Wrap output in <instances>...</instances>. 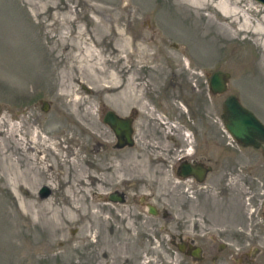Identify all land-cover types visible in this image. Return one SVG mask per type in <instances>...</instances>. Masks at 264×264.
I'll return each instance as SVG.
<instances>
[{
  "label": "rangeland",
  "instance_id": "374dc122",
  "mask_svg": "<svg viewBox=\"0 0 264 264\" xmlns=\"http://www.w3.org/2000/svg\"><path fill=\"white\" fill-rule=\"evenodd\" d=\"M207 1L197 9L187 0H0V117L7 121L0 125V264H180L168 255L140 254L149 249L148 239L153 242L154 217L138 222V206L111 205L101 197L112 181L143 172L141 145L154 152L150 140L162 129L160 113L181 109L169 92L168 100L160 95L169 71L186 75L190 85L194 76L203 79L216 68L229 77L224 92L209 96L211 168L195 184L198 194L166 195L172 220L158 241L176 228L197 239L257 234L263 240L264 144L237 143L222 124L221 101L234 94L264 124V6L231 0L238 9L231 20L214 9L221 0ZM111 24L125 31H107ZM80 38L106 58L104 73L92 74L85 61L75 62L71 45ZM124 38L130 47L118 53ZM114 71L130 94L125 106L107 102L95 87ZM62 83L82 96L76 106L59 96ZM135 105L140 109L132 137L140 154L112 148V133L101 120L108 109L125 114ZM13 124L19 126L17 137ZM32 132L38 135L33 150ZM43 140L57 145L44 147ZM122 158L128 159L123 165ZM6 161L17 166L14 174ZM168 171L166 165L163 187L171 182L170 174L164 176ZM140 180L161 187L158 179ZM42 185L48 187L44 195L38 191ZM175 220L186 223L177 227Z\"/></svg>",
  "mask_w": 264,
  "mask_h": 264
},
{
  "label": "flooded vegetation",
  "instance_id": "af4514ba",
  "mask_svg": "<svg viewBox=\"0 0 264 264\" xmlns=\"http://www.w3.org/2000/svg\"><path fill=\"white\" fill-rule=\"evenodd\" d=\"M182 61L185 65L190 62L188 57ZM166 64L172 65L171 61H166ZM209 75L210 72L205 73L203 79L194 76L191 80L192 85H190L186 75L169 71L166 80L160 86V95L163 99L168 100L166 95L169 92L168 98L177 100L181 109L171 108V112L168 114L160 113L163 115V119L160 118L161 123H158V126L162 129H158V138L149 139L153 143L154 152H152L151 146L148 147L149 144L141 145L145 149V158H147L143 164V172L141 174H139L140 171L134 173L133 177H120L116 185L113 181H109L114 185L111 189L104 190L105 194L101 196L102 202L112 205L115 202L124 204L125 201H128L130 205L135 204L139 211L138 222H145L146 217H154L153 242L150 243V240H147L149 249L142 250L140 252L142 255H145L146 252L153 254L154 257L168 255L172 258H179L180 264H264V247L262 246L264 237L261 241L257 234L252 236L239 234L229 238L209 234L204 239H197V236L182 235L181 230L176 228L174 232H169L166 235L163 242L158 241V232L160 233L164 225L172 220L166 195L173 193L172 197H181V190L187 191V194L190 195L198 194L200 189L195 184L202 182L211 168L209 164L211 156L208 113L211 93ZM201 80L204 81V84ZM160 104L158 102V112L161 109ZM134 107L125 114L116 113L129 119L132 127L131 134L134 130L133 122L136 119V114H139L137 110L140 109L136 105ZM154 108L155 106L152 105L151 109ZM106 125L113 136L110 144L112 148L126 152H131L129 150L132 148L135 152L141 153L138 145L137 148L134 147L133 137L132 143L127 144L123 138L116 136L108 124ZM149 140L144 139L143 143H148ZM173 150H178V152L171 158ZM122 159V165L128 161L127 158ZM166 165L170 171L166 172L164 176L167 177L166 175L170 174L171 182L165 183V187H163L162 172ZM141 178L158 179L161 187H156V183L153 185L149 181L140 180ZM96 184L100 185L103 182L97 180ZM141 187H145V189L137 195L136 191ZM160 193L165 196H161ZM178 207L179 209L186 208L183 204H179ZM175 221L177 227L186 223L185 220ZM192 224L194 225L196 222H192ZM232 240L235 241L234 245H232ZM159 243L162 247L160 246L158 250Z\"/></svg>",
  "mask_w": 264,
  "mask_h": 264
},
{
  "label": "bare ground",
  "instance_id": "6f19581e",
  "mask_svg": "<svg viewBox=\"0 0 264 264\" xmlns=\"http://www.w3.org/2000/svg\"><path fill=\"white\" fill-rule=\"evenodd\" d=\"M187 1L189 2L190 5L194 6L197 9L204 8L206 5H208L207 0H187ZM213 7L224 18H229V19L231 18V20H234V18L238 14L237 3L232 2L231 0H221L217 3H215V5ZM90 18L93 22H96V18L94 16L91 15ZM116 19H118V18H116ZM107 31H111L116 35H122L123 31H125V30L118 24H111L110 26H108ZM63 40L64 39H62V41ZM76 41L77 42H75L74 44L71 45V50L76 51V54H74L75 62L79 63V65H82L81 62L85 61L86 62L85 66L90 69V73H92V74L104 73L102 70V65H103L104 61L106 60V58H104L101 55V53L97 52L96 50L94 51L91 48L90 42L87 39L82 40V38H80V39H77ZM123 42L125 43L124 47L119 48V46H117L116 52H118V53L122 52L126 48L130 47L129 42H128V38H124ZM61 43L65 46V44L63 42H61ZM78 43L84 44V47H81L80 45H78ZM79 46H80V48H79ZM122 57L123 56H119V58H122ZM97 80L99 82L95 85V87H97V89H99L101 92L107 94V96L105 97L107 102L110 100L111 101L114 100L117 102L116 104L119 106H125L129 103L130 94L125 91V88L120 83L119 77L115 71L110 72V74H108L104 77H101V78L99 77V79H97ZM128 80H131V79L129 78ZM78 93L79 92H77L76 89H74L73 87L68 86L67 84H64V83L61 84V93L59 94V96H61L62 98L64 97V100L66 102H71L76 106V104L79 103L80 99L82 98V96ZM139 106L143 107V105H141V104ZM70 113H72V112H70ZM5 123H7L5 117L1 116L0 117V125L5 124ZM1 131L2 130H0V134H1ZM11 132H14L16 137L18 135H20L19 126L16 124H13L11 127ZM30 136L32 138H30L28 140L31 144L30 145L31 150H33L32 146L36 144L38 135L36 134V132H32ZM42 145L44 147H48L51 149L52 147H55L57 144H56V142L55 143L54 142H47L46 140H43ZM6 163H7V166H6L7 169L9 170L10 168L11 169L13 168L12 174H14L17 171L15 169V167H17V166H14V164L12 162L6 161ZM19 172L20 171L18 170V173ZM17 175H19V174H17ZM92 178H93V176H92ZM81 180H83V179L81 178ZM14 183H15V180H14ZM14 186L15 185H13V183H12L13 188H14ZM22 209H23V207H22Z\"/></svg>",
  "mask_w": 264,
  "mask_h": 264
},
{
  "label": "water",
  "instance_id": "95a60500",
  "mask_svg": "<svg viewBox=\"0 0 264 264\" xmlns=\"http://www.w3.org/2000/svg\"><path fill=\"white\" fill-rule=\"evenodd\" d=\"M264 6V0H256ZM229 73L216 68L210 72L209 86L212 93H222L226 90ZM45 108V106L43 107ZM222 124L235 141L242 145L258 147L264 144V124L246 108L238 98L228 93L221 101ZM103 121L115 132L118 138H123L127 144L132 143V127L129 119L117 115L112 110H106ZM41 195L48 192V187L42 185L38 189Z\"/></svg>",
  "mask_w": 264,
  "mask_h": 264
}]
</instances>
